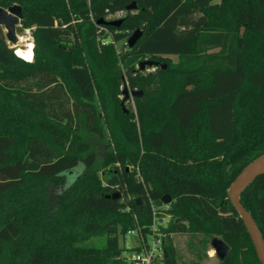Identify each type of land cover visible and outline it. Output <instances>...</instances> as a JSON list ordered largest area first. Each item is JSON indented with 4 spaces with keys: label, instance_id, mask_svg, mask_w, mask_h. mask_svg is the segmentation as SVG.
<instances>
[{
    "label": "trees",
    "instance_id": "1",
    "mask_svg": "<svg viewBox=\"0 0 264 264\" xmlns=\"http://www.w3.org/2000/svg\"><path fill=\"white\" fill-rule=\"evenodd\" d=\"M15 4L35 57L14 55L0 26V264H128L119 234L133 212L149 222L150 199L165 194L166 264H184L172 233L222 239L229 252L217 264H261L228 189L264 154V0H0ZM120 11V26L98 24ZM137 29L122 69L114 43L101 41ZM146 55L167 67L127 61ZM90 61L112 81L122 117L102 159L91 138L106 139L93 103L97 91L105 107L104 92ZM124 75L143 92L137 115L119 98ZM241 201L264 236V173Z\"/></svg>",
    "mask_w": 264,
    "mask_h": 264
},
{
    "label": "rangeland",
    "instance_id": "2",
    "mask_svg": "<svg viewBox=\"0 0 264 264\" xmlns=\"http://www.w3.org/2000/svg\"><path fill=\"white\" fill-rule=\"evenodd\" d=\"M124 12L120 11L115 14H111L108 16V20H115V19H121L124 16ZM25 29H31V28H24L22 25L18 27L17 33L19 36L27 37L28 33L25 32ZM133 34V33H132ZM131 34V35H132ZM130 35V36H131ZM129 36V37H130ZM31 37L32 31H31ZM128 38L120 40V41H114L113 36L111 34H108L101 42L102 44H108L113 42L115 45V48L118 53V61L120 62V67L124 69L125 63H122L123 56L127 55L129 51L128 46ZM19 45L22 46V48H25V43L19 42ZM152 58L149 55H146L142 58H133L131 56L127 57V61L133 65H135L137 68L139 67V62L144 60H151ZM154 60V59H153ZM171 60L173 62H176L178 60L177 56H171ZM161 61V60H158ZM91 69L93 70V75L95 78V82L97 85L101 87V89L104 92V102L105 107H102V99L101 95L96 91V97L93 99V103L97 105L99 110V117L101 123L105 127V133H106V139H102L99 137H92L91 141L94 144V148L97 150L98 156L100 159L103 158V154L105 150L108 148L115 149V136L114 131H116L117 135L120 134L117 132V127L120 125L121 113L119 106L114 103L113 97H112V88L110 86L111 82L108 77L103 79L102 73L97 68V66L90 61ZM154 68L146 66L145 71L150 72L153 71ZM124 71V70H123ZM125 83L128 86L130 97L128 99H125V95L123 94L124 91V85ZM120 90H122V93L119 95L120 100L123 102L122 107L123 110L130 114L131 112H134L137 115V106L135 103V97L132 96L131 92L133 91L128 83V80L126 76L124 75L122 77V84L120 86ZM119 168L121 169L123 164L118 163ZM102 178L104 182L107 180L106 175H102ZM173 246L177 249L179 260L181 263L184 264H216L218 262L217 256L215 257H209L208 252L212 248V244H206L204 242V236L202 234H192V233H173L171 235ZM105 238L104 237H97L92 239V241L96 244H103ZM119 241L120 245L122 247L130 246L133 244V237H127L126 241L123 240V234H119ZM168 244V243H167Z\"/></svg>",
    "mask_w": 264,
    "mask_h": 264
},
{
    "label": "water",
    "instance_id": "3",
    "mask_svg": "<svg viewBox=\"0 0 264 264\" xmlns=\"http://www.w3.org/2000/svg\"><path fill=\"white\" fill-rule=\"evenodd\" d=\"M126 9L127 10L137 9V3L132 2L130 5L127 6ZM22 18H23V9L21 5L15 4L8 8L0 6V26H3L5 28L7 41L11 45L19 46V41H18L19 35L17 33V29L18 27L21 26ZM122 21L123 19H118V20L100 19L98 21V24L120 26ZM141 35H142V30L137 29L129 37L128 46L133 47L137 43ZM146 66L152 67L154 69L159 66H162L163 68L167 67L165 63H162L158 60H153V59L144 60L140 63V67L142 70H145ZM123 94L125 95V99H128L130 97L129 89L126 83L124 85ZM131 94L134 97H140L143 95V92L142 91L140 92L132 91ZM259 158H257L256 160H258ZM256 160H254L247 167H245L242 170V172L233 180V182L231 183L228 189V197L231 203L233 204V206L235 207V209L237 210L239 216L242 218L251 236L257 256L261 264H264V236L257 222L255 221L254 217L247 210V208L243 205L241 201V196H242V193L245 191V189L258 176L264 173V160H262L258 164H254ZM108 197H112L113 199L118 200L122 197V194L120 192H115L114 194L109 195ZM172 201H173V197L170 194H165L161 198L157 199L155 201V204L157 207H161L163 204L172 203ZM142 203H143V198L141 196H138L136 198V204L141 205ZM212 247L216 249L217 256L221 259H223L227 255L228 250H229L228 245L222 239H219V238H214L212 240Z\"/></svg>",
    "mask_w": 264,
    "mask_h": 264
},
{
    "label": "built area",
    "instance_id": "4",
    "mask_svg": "<svg viewBox=\"0 0 264 264\" xmlns=\"http://www.w3.org/2000/svg\"><path fill=\"white\" fill-rule=\"evenodd\" d=\"M140 180L143 182L141 177ZM122 198L123 201L131 199L130 195ZM150 203L151 218L149 222L141 223L138 214L133 212L134 225L123 234L124 241L127 237H133V244L128 247L124 246L128 264H166L165 246L168 238L166 229L174 218L171 213V203L163 204L161 207H157L152 199H150ZM131 210L132 208L128 204L125 211L131 212Z\"/></svg>",
    "mask_w": 264,
    "mask_h": 264
},
{
    "label": "clouds",
    "instance_id": "5",
    "mask_svg": "<svg viewBox=\"0 0 264 264\" xmlns=\"http://www.w3.org/2000/svg\"><path fill=\"white\" fill-rule=\"evenodd\" d=\"M31 31H33V29H25V32L28 33L27 37L18 36L19 42L26 43V50H22L20 47L10 44L11 47L15 48L14 55H16L18 58L24 60L27 63H33L34 57H35V53H34L35 41H34V38L31 37ZM27 41H30V42H27ZM71 182H73L72 179L69 180V183ZM208 255L209 257H215L217 255L216 249L214 248L210 249L208 252Z\"/></svg>",
    "mask_w": 264,
    "mask_h": 264
},
{
    "label": "bare ground",
    "instance_id": "6",
    "mask_svg": "<svg viewBox=\"0 0 264 264\" xmlns=\"http://www.w3.org/2000/svg\"><path fill=\"white\" fill-rule=\"evenodd\" d=\"M27 42H30V41H27ZM24 44V43H23ZM25 48H22L21 45H19L18 47H20L22 50H26V43H25ZM262 160H264V155L261 156L258 160H256V162L254 164H258L259 162H261Z\"/></svg>",
    "mask_w": 264,
    "mask_h": 264
},
{
    "label": "flooded vegetation",
    "instance_id": "7",
    "mask_svg": "<svg viewBox=\"0 0 264 264\" xmlns=\"http://www.w3.org/2000/svg\"><path fill=\"white\" fill-rule=\"evenodd\" d=\"M121 19H122V18H121ZM211 244H212V242H211ZM228 247H229V246H228ZM212 248H213V247H212ZM228 252H229V250H228ZM227 254H228V253H227ZM216 256H217V255H216ZM225 257H226V256H225ZM225 257H224V258H225ZM217 258H218V262H217V263H219L221 260H223V259H224V258H223V259H221V258H219L218 256H217ZM217 263H216V264H217Z\"/></svg>",
    "mask_w": 264,
    "mask_h": 264
}]
</instances>
